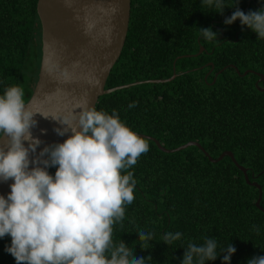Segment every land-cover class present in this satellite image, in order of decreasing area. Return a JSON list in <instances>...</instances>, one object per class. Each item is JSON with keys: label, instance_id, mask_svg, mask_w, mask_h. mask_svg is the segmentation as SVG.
<instances>
[{"label": "trees", "instance_id": "obj_1", "mask_svg": "<svg viewBox=\"0 0 264 264\" xmlns=\"http://www.w3.org/2000/svg\"><path fill=\"white\" fill-rule=\"evenodd\" d=\"M36 3L0 0V95L18 85L25 102L41 60ZM223 3L234 5L219 13L203 0H131L125 43L105 89L178 75L106 93L95 108L117 110L138 135H149L167 149L197 141L212 158L231 151L249 181L260 185L263 210L255 205L257 187L245 181L229 156L211 162L197 146L167 153L139 135L149 151L127 170L136 180L135 199L125 206L123 221L114 224L112 239L123 240L137 258L150 255L148 264H181L184 248L205 238L217 240L218 253L229 243L236 248L230 264L264 256V78L257 82V73L264 76V38L239 19L224 23L237 7L255 11L264 8V0ZM200 27H211L217 39H205ZM236 69L251 71L241 75ZM57 167H49V173L54 176ZM141 230L153 240H139ZM167 232L182 236L169 246L162 241ZM10 244V235L0 237V264H16L6 250ZM224 254L205 264H223Z\"/></svg>", "mask_w": 264, "mask_h": 264}, {"label": "clouds", "instance_id": "obj_2", "mask_svg": "<svg viewBox=\"0 0 264 264\" xmlns=\"http://www.w3.org/2000/svg\"><path fill=\"white\" fill-rule=\"evenodd\" d=\"M203 3L219 13L234 5L223 0ZM237 19L258 39L264 38V8L245 13L237 7L224 23ZM200 29L205 39H217L211 27ZM24 97L18 85L0 95V137L8 138L7 147L0 146V180L13 181L7 197L0 195V237L10 235L6 250L16 264H148L150 255L137 258L123 240L115 244L112 239L114 224L123 221L125 206L135 199L136 180L127 170L149 151L146 140L120 119L117 110L109 114L85 100L74 106L81 109L78 113L42 114L63 125L55 128L58 135L71 134L36 154L42 143L31 131L36 112ZM51 166H58L54 176L48 171ZM181 236L167 232L162 241L170 246ZM138 239L150 242L153 234L141 230ZM217 247L215 238H205L201 245L189 243L181 264H205L221 253L223 264H230L236 248L229 243L218 253ZM247 264H264V256H253Z\"/></svg>", "mask_w": 264, "mask_h": 264}, {"label": "water", "instance_id": "obj_3", "mask_svg": "<svg viewBox=\"0 0 264 264\" xmlns=\"http://www.w3.org/2000/svg\"><path fill=\"white\" fill-rule=\"evenodd\" d=\"M130 8L131 0H37L36 11L41 25V60L34 90L25 102L26 106L36 112L37 124L31 131L34 137L42 141L36 154L45 145L63 142L71 134L69 131L63 136L58 135L55 128L63 125L43 115L63 116L71 111L78 113L81 109H74V106L85 100L89 106L95 107L99 96L106 93L140 83L167 82L178 75L173 72L167 79L135 81L105 89L106 79L125 43ZM201 50L202 47L199 52ZM250 71L239 73L236 69L241 75ZM257 74L259 82L264 76ZM139 135L153 140L158 148L167 153L197 146L211 162L229 156L243 172L245 181L257 187L255 205L263 210L260 206V185L249 181L246 168L237 163L231 151L225 150L217 158H212L197 141H188L176 148L167 149L155 138ZM7 139V136L0 137V146L6 148ZM12 182L11 179L0 180V195L7 197Z\"/></svg>", "mask_w": 264, "mask_h": 264}]
</instances>
